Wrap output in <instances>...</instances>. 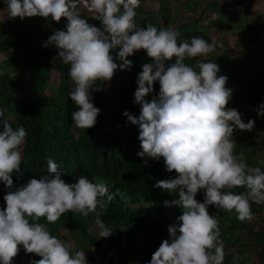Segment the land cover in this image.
<instances>
[{
  "label": "clouds",
  "instance_id": "9594fccd",
  "mask_svg": "<svg viewBox=\"0 0 264 264\" xmlns=\"http://www.w3.org/2000/svg\"><path fill=\"white\" fill-rule=\"evenodd\" d=\"M9 18L41 17L59 22L65 18V29L56 30L44 46L52 44L62 63L70 65L69 77L74 87L68 92L76 105L71 119L77 128H92L100 109L92 103L91 92L99 91L97 82H109L117 70L130 68L128 57L143 50L151 63L143 65L138 74L135 103L139 116L123 113L131 124L138 126L140 142L138 157L159 161L163 158L167 172L174 178L157 180L155 188L175 193L178 198L164 200V207H178L181 215L167 229L168 239L162 240L147 264H223L224 245L220 239L219 219L209 213V205L228 212L235 211L240 222L251 223L255 217L251 203L264 204V171L249 167L243 153L236 154L234 129L250 132L255 120L245 123L242 114L227 105L233 90L226 87L228 77L220 75L219 65L200 61L199 71L185 61L208 56L222 48L213 39L193 36L180 40L178 29L157 27L136 22V9L141 0H4ZM93 13L96 27L81 15L78 5ZM116 52L115 59L113 51ZM175 58L174 62L169 63ZM159 83L158 95L146 99ZM264 116V102L254 109ZM0 107V182L9 189L0 209V264H13L20 252L35 254L29 264H88L83 250H76L75 241L66 242L50 233L45 224L57 222L67 212L84 217L95 213L108 238L113 230L100 219L113 198L124 206L139 209L141 202L130 203L112 192L106 184L93 183L80 176L75 183H66L64 173L52 158L47 159V174L31 178L14 188L13 173L23 175L22 146L28 135L23 126L13 128ZM145 166L147 161L143 160ZM235 188L244 191L236 193ZM227 189V190H226ZM203 191L204 200L195 199ZM107 194V199L104 197ZM145 204V203H143ZM59 234L64 227L57 228Z\"/></svg>",
  "mask_w": 264,
  "mask_h": 264
},
{
  "label": "trees",
  "instance_id": "16d2710c",
  "mask_svg": "<svg viewBox=\"0 0 264 264\" xmlns=\"http://www.w3.org/2000/svg\"><path fill=\"white\" fill-rule=\"evenodd\" d=\"M3 1L0 0V9ZM176 1L180 4L147 0L154 10L146 9L141 1L136 22L141 26L151 23L176 28L181 33L178 42H190L197 36L223 44L208 56L185 62L199 71L198 62L213 61L219 65V74L228 77L226 87L233 92L227 107L237 109L245 123L255 120L250 132L234 129L235 152L244 154L249 167L259 166L264 171V116L257 117L254 110L264 102V11L256 5L263 0ZM80 11L88 23L101 26L100 21L93 20L94 14ZM66 23L65 18L55 22L51 17L21 20L8 15L0 19V107L6 109L5 116L13 128L23 126L28 133L22 146L24 172L19 179L13 173L14 188L47 174L50 157L58 163L66 183L85 176L93 183L106 184L112 192H120L124 201L141 202L139 209L124 206L114 198L108 202L100 217L113 230L108 238L100 237L101 229L91 223L95 213L84 217L67 212L53 224L46 218L39 223L61 240L75 241L76 250L85 252L88 264H147L162 240L168 239V227L182 214L178 207L166 208L162 203L178 198L175 193L170 195L154 187L157 180L174 178L176 173L166 171L163 158L157 161L136 155L141 150L138 126L123 115L127 111L139 116L140 105L135 103L134 92L138 74L144 64L152 62L151 58L140 50L128 57L130 68L117 70L107 83L98 81L100 90L91 92L92 103L100 109L96 123L87 130L77 128L71 119L76 105L68 97L74 87L68 75L70 65L62 63L54 45L44 46L56 30L65 29ZM118 50L112 54L119 64L115 59ZM158 93L159 83L154 82L153 92L145 98L151 100ZM8 191L0 182V209L6 206L3 197ZM232 191L240 193L244 189ZM195 199L203 202L202 190ZM250 203L255 217L251 223L238 221L235 211L208 207L209 213L219 219L223 264H264V204ZM60 226L65 228L63 234L57 229ZM89 254H94L97 262L89 259ZM30 259L40 257L26 254L20 246L13 264H29Z\"/></svg>",
  "mask_w": 264,
  "mask_h": 264
},
{
  "label": "rangeland",
  "instance_id": "374dc122",
  "mask_svg": "<svg viewBox=\"0 0 264 264\" xmlns=\"http://www.w3.org/2000/svg\"><path fill=\"white\" fill-rule=\"evenodd\" d=\"M141 1L144 2L146 9H152V10H154L153 7H152V5H150V4L147 2V0H141ZM170 1H171L172 3H174L175 5H176V3H178L176 0H170ZM254 3H255V2H254ZM178 4H180V1H179ZM256 5H257V6H260L261 9L264 11V0H263V1H260V2H257ZM78 7H79L80 9H84V11H85L86 13L93 14V13L89 12V11L87 10L86 7H84L83 3H81L80 5H78ZM8 15H9V14H8V11H7V5H6V4L4 3V1H3L2 6H1V9H0V19H2V18H6ZM37 27H38V26H37ZM212 34L215 35L214 32H213ZM231 39H232V38H231ZM261 214H262V216H264V212L261 213ZM256 228H257V226H254V229H256ZM57 235H58V234H57ZM88 258L91 259L92 261H96V259H97L96 256H95L94 254H89V255H88ZM96 262H97V261H96Z\"/></svg>",
  "mask_w": 264,
  "mask_h": 264
}]
</instances>
